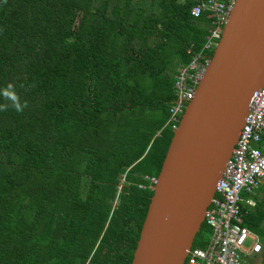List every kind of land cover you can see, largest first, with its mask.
Listing matches in <instances>:
<instances>
[{"label":"trees","instance_id":"1","mask_svg":"<svg viewBox=\"0 0 264 264\" xmlns=\"http://www.w3.org/2000/svg\"><path fill=\"white\" fill-rule=\"evenodd\" d=\"M197 2L0 0V264H131Z\"/></svg>","mask_w":264,"mask_h":264},{"label":"water","instance_id":"2","mask_svg":"<svg viewBox=\"0 0 264 264\" xmlns=\"http://www.w3.org/2000/svg\"><path fill=\"white\" fill-rule=\"evenodd\" d=\"M264 81V0H234L151 188L131 264H183Z\"/></svg>","mask_w":264,"mask_h":264},{"label":"built area","instance_id":"3","mask_svg":"<svg viewBox=\"0 0 264 264\" xmlns=\"http://www.w3.org/2000/svg\"><path fill=\"white\" fill-rule=\"evenodd\" d=\"M234 0H198L191 14L213 16L200 49L181 66L174 79V100L169 106L167 124L175 128L188 102L193 99L197 84L211 61ZM190 50V49H189ZM264 179V81L250 98L237 142L215 183V192L204 213V222L211 229L205 247L191 246L183 264H248L247 257L262 250V244H247L251 231L244 225L242 193H252ZM154 184L156 177L150 178ZM248 204L253 205L251 199Z\"/></svg>","mask_w":264,"mask_h":264},{"label":"crops","instance_id":"4","mask_svg":"<svg viewBox=\"0 0 264 264\" xmlns=\"http://www.w3.org/2000/svg\"><path fill=\"white\" fill-rule=\"evenodd\" d=\"M241 208L247 216L246 227L251 231L247 244L259 241L262 244L261 252L247 257L248 264H264V179L252 193H243ZM253 200L254 204H248L247 200Z\"/></svg>","mask_w":264,"mask_h":264},{"label":"clouds","instance_id":"5","mask_svg":"<svg viewBox=\"0 0 264 264\" xmlns=\"http://www.w3.org/2000/svg\"><path fill=\"white\" fill-rule=\"evenodd\" d=\"M0 96H3L5 100L10 102V104L0 105V111H6L8 107H12L19 113L23 112L27 107V103L21 102L19 95L12 85H8L6 88L0 90Z\"/></svg>","mask_w":264,"mask_h":264},{"label":"rangeland","instance_id":"6","mask_svg":"<svg viewBox=\"0 0 264 264\" xmlns=\"http://www.w3.org/2000/svg\"><path fill=\"white\" fill-rule=\"evenodd\" d=\"M176 67V64L174 65V68ZM179 67V66H178ZM177 67V68H178ZM171 72V71H170ZM204 222V221H203ZM205 225H206V223H205ZM211 229H210V227L208 226V225H206V227H203V229L201 230V232H200V237L198 236V240H208V238H209V240H210V237H211V231H210ZM208 240V241H209ZM186 258V257H185ZM185 261V260H184Z\"/></svg>","mask_w":264,"mask_h":264}]
</instances>
